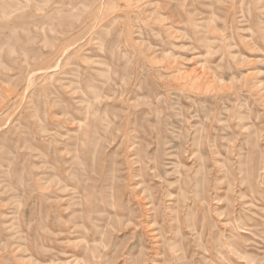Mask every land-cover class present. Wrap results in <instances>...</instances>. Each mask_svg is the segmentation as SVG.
Returning <instances> with one entry per match:
<instances>
[{
    "label": "rangeland",
    "instance_id": "obj_1",
    "mask_svg": "<svg viewBox=\"0 0 264 264\" xmlns=\"http://www.w3.org/2000/svg\"><path fill=\"white\" fill-rule=\"evenodd\" d=\"M0 264H264V0H0Z\"/></svg>",
    "mask_w": 264,
    "mask_h": 264
},
{
    "label": "bare ground",
    "instance_id": "obj_2",
    "mask_svg": "<svg viewBox=\"0 0 264 264\" xmlns=\"http://www.w3.org/2000/svg\"><path fill=\"white\" fill-rule=\"evenodd\" d=\"M176 1H177V0H176ZM49 2H51V1H49ZM169 2H170V1H169ZM44 4H45V3H44ZM175 5H177V4H175ZM35 7H37V6H35ZM41 9H42V8H41ZM41 9H40V10H41ZM39 13H40V12H39ZM74 139H75V138H74ZM90 141H91V140H90ZM90 216H91V215H90ZM90 220H91V219H90Z\"/></svg>",
    "mask_w": 264,
    "mask_h": 264
}]
</instances>
